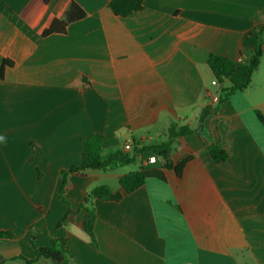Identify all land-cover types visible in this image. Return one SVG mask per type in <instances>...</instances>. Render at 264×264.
I'll use <instances>...</instances> for the list:
<instances>
[{
  "label": "crops",
  "instance_id": "1",
  "mask_svg": "<svg viewBox=\"0 0 264 264\" xmlns=\"http://www.w3.org/2000/svg\"><path fill=\"white\" fill-rule=\"evenodd\" d=\"M34 1L0 0V232L14 234L0 238V264H28L51 245L68 210L61 172L81 163L82 139L101 134L105 150L131 143L132 154L165 141L172 124L197 129L206 108L203 133L172 146L174 165L189 158L180 176L152 166L159 158L148 164L152 153L136 171L160 168L166 180L129 194L122 167L69 175L72 213L54 233L67 261L33 264H264V44L251 85L218 109L211 94L229 83L213 86L208 65L210 54L249 60L264 0H145L126 18L111 0H51L30 26L22 15ZM71 3L85 17L43 36ZM81 78L89 89L73 86ZM213 144L227 161L212 159ZM100 185L123 197L92 201L94 247L77 206Z\"/></svg>",
  "mask_w": 264,
  "mask_h": 264
},
{
  "label": "trees",
  "instance_id": "2",
  "mask_svg": "<svg viewBox=\"0 0 264 264\" xmlns=\"http://www.w3.org/2000/svg\"><path fill=\"white\" fill-rule=\"evenodd\" d=\"M51 0H36L23 13L22 17L28 25L33 26L42 15L46 6ZM145 0H111L109 9L116 17L126 18L143 10ZM85 17V13L80 10L74 3L69 5L64 19H54L50 25L43 31V36H48L53 33L65 34L68 25L76 20ZM264 44V26L258 31L256 44L253 48L252 55L248 63H238L235 60L217 55L210 54L208 57V65L212 70L214 77L220 83L227 81L228 87L221 90L219 95V102L217 109L224 103L230 100L236 93L243 92L251 85L253 75L259 66L261 57L263 55ZM12 63L4 60L1 75H3L4 68L11 66ZM76 88L89 89L90 84L86 82L85 78L77 80L74 84ZM212 114L209 108L203 109L199 115V127L191 129L186 126H178L172 124L168 130V137L160 144L143 147L142 149H135L132 154L126 153L120 148H113L105 150L103 148V136L101 134H93L87 138L82 139L84 152L82 161L79 165L72 166L68 170L61 172V186L59 189V196L63 202L68 205V210L62 219L56 224L53 232V239L50 246L40 247L36 249V259L26 260L28 264L35 263L38 259L44 258L53 262L62 263L67 261L68 250L65 246L66 242L62 239L54 238V233L57 229L67 225L68 218L72 213V202L67 198L65 191L67 179L71 174L84 173L86 171H113L119 167L130 166L136 163L137 158L145 153H152L159 159L164 160V168L174 170L178 176L181 175L185 164L189 158L183 160L181 163L174 165L171 160L172 146L177 138L189 135H201L204 131V121ZM259 119L264 123V118L260 113H257ZM208 152L216 163H221L228 160L227 152L219 145H210ZM158 179L165 181V174L162 169L149 167L142 168L140 171L130 172L120 179V186L127 194L134 192L142 187L146 180ZM123 193L115 192L110 186L100 185L95 187L85 199L83 204L77 206V211H84L85 217L83 220V229L91 240V245L97 247L94 224L96 220V212L91 205L94 199L102 201H120ZM0 238L12 239L13 232H0ZM34 243V237L32 238Z\"/></svg>",
  "mask_w": 264,
  "mask_h": 264
},
{
  "label": "built area",
  "instance_id": "3",
  "mask_svg": "<svg viewBox=\"0 0 264 264\" xmlns=\"http://www.w3.org/2000/svg\"><path fill=\"white\" fill-rule=\"evenodd\" d=\"M237 62L244 64V63H248L249 60H243V59L240 58V59H238ZM212 85L215 86V87H219L220 83H219V81L214 80L212 82ZM219 95H220L219 93L211 94V100L213 102H215V103H218L219 102ZM132 150H133L132 144L131 143H126L124 148H123V151L126 152V153H129ZM157 159H158L157 156L152 154V155H150L148 157L147 163L148 164H155L157 162Z\"/></svg>",
  "mask_w": 264,
  "mask_h": 264
},
{
  "label": "rangeland",
  "instance_id": "4",
  "mask_svg": "<svg viewBox=\"0 0 264 264\" xmlns=\"http://www.w3.org/2000/svg\"><path fill=\"white\" fill-rule=\"evenodd\" d=\"M150 155L147 154L146 155V158H148ZM164 164V160L163 159H158V162L157 164L155 165H152V166H155V167H161L162 165ZM139 165H140V162H136L135 164L133 165H130V166H124L122 167L121 171L124 172V173H129L130 171H136L139 169ZM50 262V261H48Z\"/></svg>",
  "mask_w": 264,
  "mask_h": 264
}]
</instances>
